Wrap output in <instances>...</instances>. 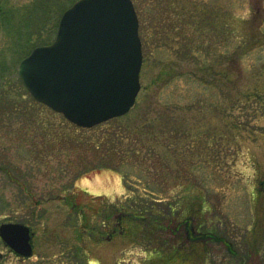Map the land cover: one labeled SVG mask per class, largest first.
Masks as SVG:
<instances>
[{
    "label": "rangeland",
    "instance_id": "1",
    "mask_svg": "<svg viewBox=\"0 0 264 264\" xmlns=\"http://www.w3.org/2000/svg\"><path fill=\"white\" fill-rule=\"evenodd\" d=\"M71 1L0 0V224L29 225L34 246L21 259L0 237V264H152L154 249L170 253L158 237L170 228L125 234V212L167 216L168 227L186 215L214 235L189 264H264V56L250 71L241 62L264 52V0H133L141 89L126 114L87 128L18 74L26 53H16L44 45Z\"/></svg>",
    "mask_w": 264,
    "mask_h": 264
},
{
    "label": "water",
    "instance_id": "2",
    "mask_svg": "<svg viewBox=\"0 0 264 264\" xmlns=\"http://www.w3.org/2000/svg\"><path fill=\"white\" fill-rule=\"evenodd\" d=\"M139 26L133 0H77L54 40L24 57L18 74L36 100L81 127L124 115L141 89ZM0 237L22 258L33 255L29 225L3 222Z\"/></svg>",
    "mask_w": 264,
    "mask_h": 264
},
{
    "label": "trees",
    "instance_id": "3",
    "mask_svg": "<svg viewBox=\"0 0 264 264\" xmlns=\"http://www.w3.org/2000/svg\"><path fill=\"white\" fill-rule=\"evenodd\" d=\"M75 1L76 0H72L71 2H68L67 4H65L66 7L63 6V8L61 9L60 13H63ZM180 9L181 10L178 11V17H177L178 21H177V25L176 26L179 25L180 28H181V31H183L184 30V27H183V19H184V13H185V11H184L183 8H180ZM47 14L48 13H46V15ZM50 14H51V12H49V14H48L49 17H50ZM15 15H16V12H15L14 16ZM50 28H51V30L49 31L48 36H46L43 39V41H42L41 44H48V43L52 42V40L55 37L56 28H57V22L54 23V24L52 23V26ZM160 28L162 29L164 27H162V25H161ZM161 36H162V34H161ZM162 40H164V39H162ZM28 47H29V45H28ZM183 49L185 50L184 47H183ZM30 51L28 52V50H26V52H23V53L18 52L16 54H18L19 56H21L22 54L26 53V55H28L30 53ZM3 61H4V58H3V60H0V62H1L0 69L4 67V66H2ZM3 65H5V64H3ZM102 168L103 169H106V168H110V167L108 166V167H102ZM157 202H161V200H159ZM166 209H167V211L169 210L170 213L173 212L174 211L173 204L172 203H167ZM117 218H118L117 219L118 221H121L122 220L124 222V224L126 226L125 227L126 228V231L124 233L125 234H128V235H130V233H133V229H135L136 227H138V228L139 227H144L146 230H150V232L151 231L154 232V225H157L159 227H162L163 224L168 221L167 216L155 218V217H148L147 215H134V214H131V212L130 213H126V212L125 213H121L120 215L117 216ZM120 229L122 230V228H120ZM207 235L209 236L210 233H207ZM158 237L163 242V244H167L168 243V238H166L165 236H160L159 235ZM205 254L206 253H203V259L205 258ZM155 257L158 258V260H156V264H172V261H175V260L178 261L176 258H174V260H172L171 253H168V254L165 255V253L163 252L162 249H154L153 254H152V257L150 258V259H152V264H154V258ZM197 257H198V255H196V258ZM196 258H195V256H192L190 258L189 262H192ZM182 261H183V259L180 260V264L182 263ZM182 264H184V263H182Z\"/></svg>",
    "mask_w": 264,
    "mask_h": 264
},
{
    "label": "flooded vegetation",
    "instance_id": "4",
    "mask_svg": "<svg viewBox=\"0 0 264 264\" xmlns=\"http://www.w3.org/2000/svg\"><path fill=\"white\" fill-rule=\"evenodd\" d=\"M174 222L173 219H171ZM176 221V220H175ZM170 219L163 224L162 227H157L156 231L158 234V230L161 232L165 229L168 230L170 228L171 236L168 238V243H170V253L172 260L176 258L178 261H172V264H180V260L183 259L182 263L189 264V260L192 256L198 255V257H203V253H205V242L207 239H210V236H207L206 232H201L195 226V222L190 217H186L184 215L183 219L177 221L174 225L172 223L171 226H167ZM117 227L122 228L121 232H125L126 228L124 227V222L118 221ZM234 251V249H233ZM236 254L237 251H236ZM22 259V258H21ZM181 263V264H182Z\"/></svg>",
    "mask_w": 264,
    "mask_h": 264
},
{
    "label": "clouds",
    "instance_id": "5",
    "mask_svg": "<svg viewBox=\"0 0 264 264\" xmlns=\"http://www.w3.org/2000/svg\"><path fill=\"white\" fill-rule=\"evenodd\" d=\"M264 56V52L261 51H253L242 57V65L245 70H251L255 64L258 63V57Z\"/></svg>",
    "mask_w": 264,
    "mask_h": 264
}]
</instances>
